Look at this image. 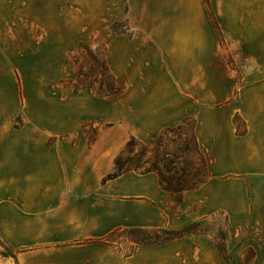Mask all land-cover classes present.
<instances>
[{"label":"crops","instance_id":"crops-1","mask_svg":"<svg viewBox=\"0 0 264 264\" xmlns=\"http://www.w3.org/2000/svg\"><path fill=\"white\" fill-rule=\"evenodd\" d=\"M55 4L0 0V237L17 264H226L194 232L130 254L109 240L120 228L179 229L218 213L241 226L229 234L243 242L229 249L233 263L250 245L264 264V0H96L79 31L70 12L57 26ZM92 31L126 90L57 104L52 84L36 104L19 78L55 77L57 55ZM190 115L207 182L180 200L156 172L107 178L130 137L149 142ZM88 120L109 125L91 144Z\"/></svg>","mask_w":264,"mask_h":264},{"label":"rangeland","instance_id":"rangeland-1","mask_svg":"<svg viewBox=\"0 0 264 264\" xmlns=\"http://www.w3.org/2000/svg\"><path fill=\"white\" fill-rule=\"evenodd\" d=\"M55 1L57 26L59 25V22H61L60 24H63V21L69 20L70 13L72 14V25L78 26V31L80 30V26L85 25L81 21L85 20L86 16L89 21L95 20V14L97 11L96 0ZM124 27L125 25L121 22L114 24V28L117 31H125L126 29ZM84 37L87 39H79L72 51L66 54L61 53L60 56L57 55V69L55 77L25 76L19 78L21 87L29 91V95L36 104L38 101L37 98L41 94L38 90H40L42 86L47 87L52 84L56 85L55 98L57 104L64 101L65 98L71 96L74 92L80 93L88 91L83 89V87H91L94 93L88 92L98 98H103L105 101L115 99L102 97L97 93L101 82H103L104 86H106L109 90H107V93L112 94L114 92L112 87L115 82L119 85H124L126 90L127 78H117L113 76L112 71L108 66H106V40L104 38L96 37L93 31L88 37ZM79 89L80 91L76 92V90ZM44 95L47 97V93ZM22 117V115L19 116L13 125H21L23 123ZM187 118L188 120L182 130H174L168 133L162 142L157 140L153 145L147 147L149 142L137 139V142L131 148L133 153H126L124 155V169L133 167L139 173L145 172V170L151 167L153 162L156 161L155 156L157 151L161 154V156H163V151H168L170 152V155L165 157L173 161L176 160L175 166L177 169H173L171 173L166 172V176L174 174V171H177L178 175L186 178L189 185L198 186L200 183L199 180L205 178L204 161L199 152L194 136V116L190 115ZM107 127H109V125L106 123L88 120L85 124H83L81 131L87 135L88 142L91 144L97 138L99 132L107 129ZM132 137H130L128 141L131 140ZM70 138L72 139L73 136H70ZM126 144L127 143H125V145L121 148L119 154L125 148ZM130 159L134 160L131 161ZM113 172H118L116 166ZM175 195L180 200L183 198L182 194ZM188 227L193 230L189 232L201 234L212 240L219 249L226 264H234L229 249L233 246L239 248V246L243 245V242L242 240H233L232 242L229 234L230 232L236 231L237 228L240 229L241 226L240 223L234 226L228 216L221 213L201 218L200 220L194 221L183 228H167L169 231L162 230L161 228L146 229L145 231L120 228V230L112 233L109 240L114 242L115 245L123 251V253L130 254L137 246L142 244H163L164 241L175 234L181 233V231ZM239 253L240 252L237 253V256L241 255ZM244 255V264H253L256 252L252 246L248 245L245 247ZM0 264H17L14 251L6 245L1 237Z\"/></svg>","mask_w":264,"mask_h":264},{"label":"trees","instance_id":"trees-1","mask_svg":"<svg viewBox=\"0 0 264 264\" xmlns=\"http://www.w3.org/2000/svg\"><path fill=\"white\" fill-rule=\"evenodd\" d=\"M83 89H86V90H88L91 93H94L93 89L91 87H83ZM112 89L114 90V92L112 94L111 93H107L108 89L106 88V86H104L103 82H101L100 86H99V91L97 93L100 96H102V97L116 98V97L120 96L125 91L124 85H119L116 82L114 83V86L112 87ZM78 91H80V89L76 90V92H78ZM187 120H188V118H186L183 121V123L180 124L177 127L165 129L158 137H156V138L152 139L151 141H149L147 147L153 145L157 140H160L162 142L164 137H166V135H168V133H170V132H172L174 130H178V131L182 130ZM235 122L239 126L240 123H239L238 116H236ZM194 136H195V134H194ZM195 139H196V137H195ZM136 142H137V138H135V137H132L131 140H129L127 142L125 148L121 151V153L117 156V158L115 160V166L117 167L118 172L110 173L107 176L108 179L117 177L119 175H122L123 173H125L127 171H131V170L137 171L133 167H128L127 169H124L125 163L123 162L124 155L126 153H129V154L133 153V150L131 148ZM196 142H197V139H196ZM197 145H198V143H197ZM198 149H199V152H200V154L202 156V159L204 161V168H205V178L199 180L200 183H199L198 186L197 185H189L187 183L186 178H184V176L178 175L177 171H174V174H169L168 176H166V174H165L166 172L171 173V171L173 169H177L176 166H175L176 165V160L173 161V160L167 159L165 157V156L170 155V152H168V151H163L162 152L163 156H161V154L157 151L156 156H155L156 157V161L153 162L151 167L147 168L145 170V172H142V173L156 172L159 175L160 183H161V186H162V188L164 190L172 192L174 194H180V195L182 194V196H183V193L185 191L194 190V189L199 188L201 185H203L205 182H207V180L209 178L208 166H207L206 158L203 155V153L201 152L199 146H198ZM130 160L132 161L134 159H130ZM161 229L162 230H168L167 228H161ZM118 230H120V229H117L114 232H116ZM130 230L145 231L146 229L145 228H130ZM189 231H193V230L190 227H188V228L184 229L183 231H181V233L173 235L172 237H170L169 239H167L163 243H165V242H167V241H169V240H171V239H173L175 237H178V236H180V235H182V234H184L186 232H189Z\"/></svg>","mask_w":264,"mask_h":264}]
</instances>
